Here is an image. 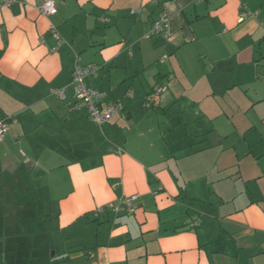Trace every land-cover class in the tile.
<instances>
[{
  "label": "crops",
  "instance_id": "crops-1",
  "mask_svg": "<svg viewBox=\"0 0 264 264\" xmlns=\"http://www.w3.org/2000/svg\"><path fill=\"white\" fill-rule=\"evenodd\" d=\"M55 1L44 15V0H0V173L48 197L42 263L264 264V0ZM163 14L170 39L144 37ZM78 62L97 66L86 80L103 105L120 104L106 127L72 106ZM237 111L243 138L260 137L245 150Z\"/></svg>",
  "mask_w": 264,
  "mask_h": 264
},
{
  "label": "trees",
  "instance_id": "trees-1",
  "mask_svg": "<svg viewBox=\"0 0 264 264\" xmlns=\"http://www.w3.org/2000/svg\"><path fill=\"white\" fill-rule=\"evenodd\" d=\"M15 174L0 177V234H5L1 238L5 263L45 264L40 258L46 255L49 234L40 232L39 226L50 220V213L43 211L48 197L43 198L40 191L22 194L24 181Z\"/></svg>",
  "mask_w": 264,
  "mask_h": 264
},
{
  "label": "built area",
  "instance_id": "built-area-1",
  "mask_svg": "<svg viewBox=\"0 0 264 264\" xmlns=\"http://www.w3.org/2000/svg\"><path fill=\"white\" fill-rule=\"evenodd\" d=\"M13 0H6V5H11ZM40 12L44 15H52L57 13L58 6L55 0H44L39 7ZM52 36L57 40V45L63 44L62 36L59 31L52 27ZM154 36L162 37L165 40L170 39L171 33L169 30V16L163 14L158 20H156L152 26L146 31L144 37L151 38ZM168 58L164 55L162 61ZM97 66L94 64L83 65L77 63L73 72V87H74V102L72 106L77 110H86L90 120L98 126L109 123L117 114L120 108V104H108L103 105L102 100L106 97V93L101 92L95 87L91 86L87 82V77L95 74ZM165 90V86L161 85L153 92L154 96L161 94ZM61 98H64V91H56ZM147 99V98H146ZM146 106H152V102L147 99ZM10 131L9 119L7 116L0 114V143L5 140L6 135ZM138 195L133 194L126 198L125 203L129 212H134L136 209L135 201ZM116 211L120 209V206L115 207Z\"/></svg>",
  "mask_w": 264,
  "mask_h": 264
},
{
  "label": "rangeland",
  "instance_id": "rangeland-1",
  "mask_svg": "<svg viewBox=\"0 0 264 264\" xmlns=\"http://www.w3.org/2000/svg\"><path fill=\"white\" fill-rule=\"evenodd\" d=\"M261 72H263L264 73V60H263V62L261 63ZM259 85H261V84H259ZM258 85V86H259ZM252 88H254V86L252 85L251 86ZM251 88V90H253ZM237 92H239V95L243 98V96H245V93H244V90L243 89H240V88H238L236 91H235V93H237ZM238 95V96H239ZM148 98L147 99H149L151 102H153L154 101V95L153 94H149L148 96H147ZM147 99H146V102H147ZM176 108H180L179 106H176V107H174L173 109H172V111H171V114H174V112H175V110H176ZM153 111H154V109H152ZM183 110H184V108H183ZM151 111V110H150ZM182 114H184V112H182ZM187 115L189 114V112L188 113H186ZM237 116L235 117V126L237 125V128L239 129V131L240 132H242L241 134H242V136H241V138H240V141L238 142V149H240V148H243V150H245L246 149V146H247V140L249 141V140H251V141H257V142H259L258 140L260 139V137H259V134L258 133H255V132H252L251 134H249L246 138H243V134H245L246 132H247V130H248V128L247 127H245V126H247L246 124H247V117H245L244 116V113H242L241 111H237V114H236ZM173 116V115H172ZM182 116H184V115H182ZM186 116V115H185ZM189 117V116H188ZM185 120V122H187V118H185L184 119ZM141 124H144V127H145V129L147 128V124H146V121L145 122H142ZM215 124H216V127H222V130L224 131V132H227L228 131V133L230 132V131H232L233 130V124H232V126L230 125V123L229 122H227L226 121V117H224V116H219V117H217V120H216V122H215ZM107 126V124H104V127H106ZM199 126H203V127H206V126H208V122H202L201 124H198V123H196V122H189V123H186V125H185V133H191V132H195V133H199L201 130H202V128L200 127L199 128ZM100 127V126H99ZM143 126H139V125H137V126H134L133 128H132V130H131V132L129 133V137L131 136H136V135H138V133H139V129H141ZM128 132L129 131H127V134H128ZM146 135H149V134H147V133H145ZM188 134V135H189ZM216 134H213V136L212 137H210V141H215L216 139H217V136H215ZM233 139H238V137L237 136H234L233 137ZM25 166V165H24ZM38 167L39 168H41V167H43V168H45L44 167V165H41V164H39L38 165ZM46 170H48V169H46ZM36 171H37V169H36ZM36 173V172H35ZM4 176H6L5 174H2V173H0V177L1 178H3ZM33 176H34V172H33ZM47 180V179H46ZM48 181H49V184H50V179H48ZM51 185V184H50ZM48 200H50V199H48ZM50 223H47V226H48V228H53V226L56 224V218H54L52 221H49ZM1 256H0V260H1ZM3 262H4V260H2V262L0 261V264L2 263L3 264Z\"/></svg>",
  "mask_w": 264,
  "mask_h": 264
}]
</instances>
